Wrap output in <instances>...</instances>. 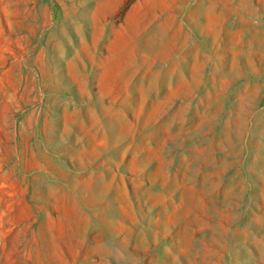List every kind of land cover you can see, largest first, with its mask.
Here are the masks:
<instances>
[{
	"label": "rangeland",
	"instance_id": "1",
	"mask_svg": "<svg viewBox=\"0 0 264 264\" xmlns=\"http://www.w3.org/2000/svg\"><path fill=\"white\" fill-rule=\"evenodd\" d=\"M0 264H264V0H0Z\"/></svg>",
	"mask_w": 264,
	"mask_h": 264
}]
</instances>
